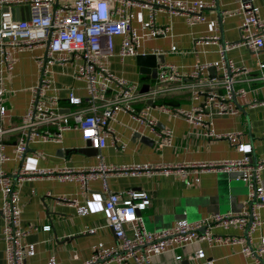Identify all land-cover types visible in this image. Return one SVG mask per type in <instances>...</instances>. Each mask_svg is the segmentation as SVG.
<instances>
[{
	"label": "crops",
	"instance_id": "obj_1",
	"mask_svg": "<svg viewBox=\"0 0 264 264\" xmlns=\"http://www.w3.org/2000/svg\"><path fill=\"white\" fill-rule=\"evenodd\" d=\"M199 1L209 6L202 8L205 20L194 25H189L182 14H171L163 7H156L155 23L170 26V32L161 37L143 36L138 54L158 52L154 54L163 60L158 69L161 65L172 64L180 73H189L196 65H206L203 75L219 77V49L224 48L226 57L235 65L247 67L249 74L233 84L236 93L241 89L244 91L243 95L234 97L237 113L214 116L210 124L215 133L239 131V140L231 144L227 139L209 138L199 125L163 111V107L190 106V91L185 85L192 81L156 88V78L140 70L136 59L138 54L125 57L118 54L120 39L117 38L114 53L106 58L107 66L114 74L137 82L140 93L142 85H150V91L155 93L142 96L134 107L139 109L147 103L158 128L172 131V144L160 146L155 135L143 124L132 120L128 113L118 112L110 122L112 133L107 135V145L100 151L105 164L191 165L245 156L256 163L264 158V81L260 79L262 71L258 66L264 63V48L254 53L238 43L243 19L238 13L241 0ZM251 1L264 10V0ZM128 13L132 25L140 34H144L142 27L148 20L149 9L136 2ZM213 35L218 38H208ZM38 54L44 55V49L34 48L17 53L14 68L1 74L6 113L0 119V125L8 129L3 136L4 152L8 159L0 163V169L13 175L18 188L20 223L22 229L27 231L24 238L25 264H83L95 251L116 245L113 231L106 225L109 214L104 206L106 192L100 178L89 181L88 187L82 190L77 181L60 180L57 171L63 167L93 166L100 161V157L80 150L86 142L80 131L75 129L63 131L59 142L29 143L25 158L20 160L15 157L19 130L14 127L26 112L31 87L39 79L34 60ZM72 71L73 65L70 63L51 67L53 82L48 94L58 97L64 111L74 109L68 103L70 89L85 103L84 83L74 79ZM20 169L34 174L19 180L14 173ZM40 170L52 172L39 175ZM237 174V170L185 166L182 171L172 170L168 175L160 171L137 176L110 173L106 181L111 191L122 195L129 189L145 191L150 202L140 211V216L147 229L160 231L179 223L204 219L213 213H237L247 208L252 186L245 178L236 179ZM259 177L264 187V167ZM258 213L264 218V206L258 208ZM43 225H50V230L43 231ZM2 226L0 209V264H5ZM212 231L217 235L244 237L255 248L259 237L264 234V225L256 229L250 239L246 236L245 228L215 227ZM200 248L205 252V257L199 260L201 264L206 261H212V264H253L252 257H245L240 252V244L209 246L199 241L155 255L151 264H195L196 261L190 256ZM177 255L182 256L181 261L175 259ZM108 264L117 263L112 261Z\"/></svg>",
	"mask_w": 264,
	"mask_h": 264
},
{
	"label": "built area",
	"instance_id": "obj_2",
	"mask_svg": "<svg viewBox=\"0 0 264 264\" xmlns=\"http://www.w3.org/2000/svg\"><path fill=\"white\" fill-rule=\"evenodd\" d=\"M141 2L149 9L148 20L143 24L144 34L135 28L128 13L130 7ZM208 4L199 0H0V119L6 113L3 103L1 74L11 71L16 63L15 55L34 48L44 49L45 54L35 55L39 79L31 87L28 107L19 124L15 143V157L23 160L28 144L32 142H59L62 132L70 129L79 130L84 141L98 150L100 161L88 167H63L59 169L58 178L62 181H77L82 190L88 187L89 181L101 179L106 192L105 209L109 212L106 225L113 231L116 245L110 249H100L83 264H151L152 257L175 247H182L192 242H205L209 246L222 244H240V252L245 257H252L253 264H264V234L259 237L257 247L253 248L249 240L233 235L214 234L212 228L228 229L247 228L249 218L252 222L246 236L264 225V218L258 208L264 206V187L260 184L259 173L264 167V158L252 163L245 156L241 159L191 165H107L102 161L100 151L107 145V135L112 133L110 122L118 112L128 113L132 120L143 124L154 134L160 146L172 144V131L159 129L150 113V106L144 103L139 109L134 107L142 96L139 84L114 74L106 63L112 55L119 38L118 54L121 57L134 56L139 53L143 36L161 37L170 32V26H159L155 23L156 7H163L171 14H182L189 25L205 20L202 8ZM27 8L28 17L15 19L13 9ZM238 13L243 17L240 25L239 44L256 53L264 48V10L254 5L251 0H241ZM206 38V37H205ZM217 39L213 35L208 37ZM237 44V42L235 43ZM175 49V47H172ZM158 53V52H154ZM221 75L210 77L203 75L206 65H196L189 73H180L172 64L161 65L157 70L156 88L175 82L186 83L190 91L189 107H163V111L174 117H181L190 123L199 125L204 135L214 139H227L231 144L239 140V131L215 133L210 128L214 116L233 115L238 109L234 97L243 95L241 89L236 93L233 87L240 77H246L249 69L237 66L226 57V50L219 49ZM70 63L72 75L84 83L85 103L75 96L72 89L68 91V103L74 109L61 110L59 99L48 94L52 89L51 67L54 64ZM262 71L260 79L264 81V63H259ZM8 131L0 125V163L5 162L3 136ZM116 140V139H115ZM185 166L195 169L237 170L236 179L250 181L252 191L249 200L255 198L252 207L237 213H213L193 222H183L168 229L152 231L144 226L142 217L137 211L144 210L150 202L149 195L142 190L129 189L124 195L108 188L106 177L110 173L124 175H151L160 171L168 175L170 171H182ZM52 171L40 170L43 175ZM19 180L31 177V173L20 169L15 172ZM1 215L3 219L2 239L4 241L5 264H25L26 253L24 238L27 231L20 223L21 208L18 200V188L13 175L0 169ZM43 231H49L50 225H43ZM201 264L205 257L202 248L191 256ZM182 260L181 255L175 257ZM205 264H212L206 261Z\"/></svg>",
	"mask_w": 264,
	"mask_h": 264
},
{
	"label": "water",
	"instance_id": "obj_3",
	"mask_svg": "<svg viewBox=\"0 0 264 264\" xmlns=\"http://www.w3.org/2000/svg\"><path fill=\"white\" fill-rule=\"evenodd\" d=\"M216 11L218 12L219 19H221V14H220L218 8L216 9ZM13 16L15 19L22 18V17H28V10H27V8H25L24 10L19 9V8H14L13 9ZM136 59H137L138 65L141 67L140 68L141 71L145 70L144 72L150 74L152 76V78H156L158 65L163 63V60L160 57H158L154 53H146V54H138L136 56ZM149 89H150V85L144 84V85H142L140 91L142 94H146L149 91ZM85 142H86L85 147L83 149H80V150L88 151L89 153L94 154V155L98 154V150L96 148L91 147L89 141H85ZM254 200H255V198L253 197L249 201V203H248L249 207H252ZM137 214L140 215V211H137ZM251 222H252V218L250 217L246 231L249 228Z\"/></svg>",
	"mask_w": 264,
	"mask_h": 264
}]
</instances>
